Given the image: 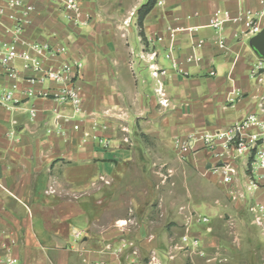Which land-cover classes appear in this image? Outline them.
I'll use <instances>...</instances> for the list:
<instances>
[{"label":"crops","instance_id":"0c3cea01","mask_svg":"<svg viewBox=\"0 0 264 264\" xmlns=\"http://www.w3.org/2000/svg\"><path fill=\"white\" fill-rule=\"evenodd\" d=\"M26 2L35 10L25 38L67 46L51 65H81L75 77L82 104L76 112L71 103L40 97L61 85L31 84L26 79L36 78L33 72L22 71L18 78L0 75V94L19 86L8 107L0 105V259L11 255L20 264H186L189 259L192 264H264V210L256 208L264 207V189L251 187L247 171L240 175L237 167L233 182L223 183L221 171L214 170L219 161L202 141L195 142L181 166L185 205L174 204L169 212L167 201L161 204L164 222H181L183 237L173 239V228L155 234L156 211L140 201L132 209L137 216L125 220L126 213L118 211L121 225L107 220L130 166H168L175 140L229 129L253 113L264 115V60L250 46L254 36L246 34L249 17L264 28L261 0H165L142 24L138 13L129 25L131 12L145 1L80 0L78 23L59 3ZM218 10L233 19L221 34L209 25ZM169 27L181 30L172 38ZM153 51L155 60L149 56ZM258 65L263 69L255 75ZM28 90L37 95L28 97ZM216 175L225 195L211 190L207 180ZM194 194L206 216L188 206ZM201 223L207 225L205 234L198 229ZM220 224L227 228L226 237Z\"/></svg>","mask_w":264,"mask_h":264},{"label":"built area","instance_id":"2783aa9c","mask_svg":"<svg viewBox=\"0 0 264 264\" xmlns=\"http://www.w3.org/2000/svg\"><path fill=\"white\" fill-rule=\"evenodd\" d=\"M59 3L63 10L69 15L72 21L79 22L81 15L80 0H51ZM142 2L148 0H141ZM157 5H164L165 0H156ZM264 5V0H261ZM35 7L26 2V0H0V75L9 78H18L22 71H30L37 74L36 78L26 79L32 83H45L48 81L58 83L61 88L54 93L50 91H42L39 96L52 98L60 104L71 103L76 112L81 111L82 99L80 89L77 85L76 74H79L81 65L79 63H62L58 66L51 65L54 58L67 53V46L59 48L52 47L49 44L34 43L25 38L26 27L31 22V15ZM136 11H132L127 24L133 16H137ZM233 20L230 13L226 10L216 11L210 18V27L218 34L222 33L224 25ZM247 35L256 36L262 31L257 20L253 17L248 19ZM180 28L169 27L168 33L173 38ZM162 37H158L156 41H162ZM202 43V41L200 42ZM221 48H226V42L223 37L218 40ZM151 60L157 57L156 52L149 54ZM170 55H167L169 57ZM191 61V59H189ZM21 65V69L18 68ZM153 67V66H152ZM263 69L260 65L254 69L253 74L260 75ZM158 70L154 69L153 75L158 76ZM180 72H182L180 70ZM74 74V75H73ZM213 77L216 75L214 71L210 73ZM19 89L18 84L0 94V105L8 107V104L14 100V92ZM160 97H163L162 89L157 91ZM27 96H36L33 90L27 91ZM163 106H167V100H161ZM36 110H31V116H36ZM75 130H79L80 126L75 125ZM85 137H89L85 133ZM202 141L204 148L208 150L214 158L222 163L219 168L222 173V181L225 184L233 182V178L237 173L235 162L238 159H247V173L251 187L264 189V115L253 113L248 117L241 119L232 125L229 129L219 130L214 133H201L191 135L187 139H177L176 149L178 155L185 159L192 151H195V142ZM259 211H263L264 207L256 205ZM255 207H251L252 212H256ZM207 222V219H204ZM184 242H188V238H183ZM195 243H197L195 241ZM117 251L122 253L123 245ZM110 249V247H108ZM153 260V259H152ZM0 264H20V261L11 256L6 255L0 259Z\"/></svg>","mask_w":264,"mask_h":264},{"label":"rangeland","instance_id":"374dc122","mask_svg":"<svg viewBox=\"0 0 264 264\" xmlns=\"http://www.w3.org/2000/svg\"><path fill=\"white\" fill-rule=\"evenodd\" d=\"M146 3L147 2L145 1L143 5H145ZM136 12L139 13L138 10ZM173 147L174 149L172 148L169 149V156L171 158V162L169 163L168 166L165 167L130 166L128 168L127 176L124 179V181L120 184L116 198H114V200L111 203L109 214L107 215L108 221L115 220V224L121 225L123 222L121 223L119 221H116V218L118 216H122V214H116L118 211H123L124 213H126L124 214L126 216L125 220H129L128 218H131L132 216L134 217L137 216L136 213H132V209L135 206H137V202L140 201L143 205H145V207L147 206L152 207L156 211L155 215L152 216L154 220L155 234H159L161 232L163 233L164 232L163 230L165 229L171 230L170 228H173V230H171V236L173 239L175 238L179 239L180 237H183L185 231L181 226V222L179 223L177 222L176 224L172 222V224L168 226L167 224L168 222L167 223L164 222L162 209H161V204H165L166 201H167L166 205L169 209V212L174 207V204L185 205V202L187 201L185 197L186 183L184 182L183 179L184 174L181 170V166L184 165V162H186V158L182 159L178 155V151L176 149V140L174 142ZM246 163H247L246 158L238 159L235 162L236 164L235 166L237 167L240 175L244 174L247 171ZM222 165L223 164L219 162V164H217L214 167V170L221 171L219 170V168H221ZM195 175H199V174L198 173L192 174V176ZM197 178L198 176H196V179ZM207 181H209L213 193H215L216 195L218 194L225 195L226 188L219 182L218 175H216L214 179H210ZM106 184L110 185V183H106ZM191 189H194L193 186L191 187ZM208 199H209L208 201L214 200L213 196H210V194ZM255 203L256 202L254 201L251 204L254 205ZM188 206H190V208L196 211L199 217L206 216V212L204 208L205 206L201 203V198L197 194L196 195L194 194V197L189 201ZM249 221L252 222V220L250 219ZM210 224H212V222ZM197 225H198V229L202 231L203 234H205L207 225L204 223ZM219 227H222L224 229V231L222 230L223 233H225L223 236L226 237L227 228L223 227V225L221 224L219 225ZM254 230L256 232H259L257 228H254ZM188 241L190 242V240ZM189 242L188 244H190ZM187 248H189V245H187ZM186 264H192L191 259H189V262H186Z\"/></svg>","mask_w":264,"mask_h":264},{"label":"water","instance_id":"95a60500","mask_svg":"<svg viewBox=\"0 0 264 264\" xmlns=\"http://www.w3.org/2000/svg\"><path fill=\"white\" fill-rule=\"evenodd\" d=\"M250 46L253 51L264 60V28L262 31L254 36L250 41ZM208 169L211 168V165H208Z\"/></svg>","mask_w":264,"mask_h":264},{"label":"trees","instance_id":"16d2710c","mask_svg":"<svg viewBox=\"0 0 264 264\" xmlns=\"http://www.w3.org/2000/svg\"><path fill=\"white\" fill-rule=\"evenodd\" d=\"M156 0H148V2L143 5L139 10V24H142L143 19L151 12L155 7Z\"/></svg>","mask_w":264,"mask_h":264}]
</instances>
